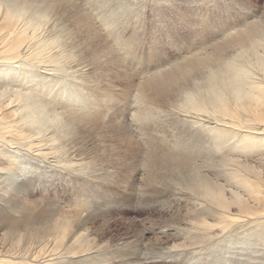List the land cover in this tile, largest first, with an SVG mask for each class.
I'll return each mask as SVG.
<instances>
[{
	"label": "bare ground",
	"instance_id": "bare-ground-1",
	"mask_svg": "<svg viewBox=\"0 0 264 264\" xmlns=\"http://www.w3.org/2000/svg\"><path fill=\"white\" fill-rule=\"evenodd\" d=\"M186 1L194 10L182 22L160 8L155 10L157 16L148 17L164 25L170 20L173 31L165 40L177 50L186 46L181 44L186 34L180 32L193 27L194 21L201 20L203 29L209 30L213 20L233 21L213 29L215 42L198 46L199 52L155 70L152 77L137 84L131 113L117 108L107 115L97 104L90 105L88 113L82 110L83 102L81 109L68 107L79 98L74 94L70 95L73 101L66 99L67 104L66 95L56 100L54 90H64L70 82H61L54 74L77 75L84 85L101 91L97 102L111 103L118 94L99 87L101 79L88 82L87 74L95 69L103 79L112 73L113 78L122 75L119 79L130 87L132 69L126 68L113 42L124 45L128 41L120 32L122 25L141 30L147 0L125 1L136 7L116 13L125 16L119 19L92 16L76 0H0V264H81L98 261L97 254L107 263L114 259L113 253L100 255V249L109 245L97 241L89 227L91 216L42 205L49 203V191L60 180L87 185L86 178H91L122 184L118 169L129 164L135 167L132 171L124 168L132 178L125 181L123 190L106 189L134 196L141 186H137L138 178L145 176L142 180L148 179L154 196L166 202L173 197L179 203L175 209L179 220L161 227L160 234L180 241L173 240L180 258L192 252L208 264H264V11L259 13L242 0ZM58 11V17L77 31V37L67 38L71 54L55 39L58 23L47 19V14ZM195 25L197 32L201 26ZM136 39L137 44V35ZM195 39L199 42L193 47L206 38L197 34ZM125 49V53L135 52V47ZM132 57L137 60V53ZM56 107L63 109L56 112L58 121L65 114L60 124H50L51 119L48 123L50 115L34 116ZM104 128L118 131L119 147L96 155L85 152L87 134ZM146 131L151 136L144 143ZM147 143L151 145L144 151L141 147ZM40 189L41 201L33 198Z\"/></svg>",
	"mask_w": 264,
	"mask_h": 264
},
{
	"label": "rangeland",
	"instance_id": "rangeland-1",
	"mask_svg": "<svg viewBox=\"0 0 264 264\" xmlns=\"http://www.w3.org/2000/svg\"><path fill=\"white\" fill-rule=\"evenodd\" d=\"M76 1L80 2L86 8V10L88 12H90V14H92V16H97L100 18L101 17L103 18V16H109V18H113V19H115V17L117 19L124 18L125 16L117 17L118 14L116 15V13H120V12L124 13V11H126V10H127V12H129V10L136 7L135 4L131 5V4L125 3V1H129V0H101L102 2L100 0H99L100 2L98 0H96L95 3L97 5H95V3L90 4V5L85 3L89 0H76ZM97 1H98V3H97ZM242 1H246L250 6L253 5L252 7H255V9L259 13L261 11H264V0H242ZM98 4H99V7H98ZM199 7L200 6L196 5V7H194V8H199ZM157 8L164 9L165 12L172 15V18H174V20H178L180 18L179 21H181V22L183 20L187 19L188 17H190V12H192L194 10L193 7H190L189 3L186 0H176V2L171 3V4L164 3V0H161V1L160 0H147V7H146L147 17L142 22L141 30H133V29L131 30V28H127L123 25L120 27L121 34L124 37H127L128 41H129V42L127 41L128 43L124 42V45L127 44L126 46H128V48H133V49L135 47V52L132 51V52L125 53L126 52V49H125L126 46H124L123 44L117 43L115 41L113 42L117 46V47L116 46L115 47H116V50L118 49L117 51L119 52V55H121L122 59L125 61V64L127 65V67L125 65L124 66L126 68L132 69V70L129 69L131 71L129 72L130 74L128 75V76H131V79H129L130 82L132 83V84H130V87L128 86V84L126 85V83L123 82L124 80L119 79V77L122 75H120L119 77L115 76L114 77L115 80H114V78L112 77L114 74L112 73V76H110V78L108 76V77H104V79H103L102 77H100L101 73L97 74L98 72L95 71V69L90 70L89 71L90 73L88 72V74H87V78H88L87 81L88 82H91L92 79H93V81L96 80L97 78H98V80L101 79L102 82H100V83H103V84H101V85L99 84V87H103V89H108V91L111 90L110 92L111 93L114 92L115 95L118 94L117 96L112 98L113 100L111 103H108V105L105 106L104 100L100 101V102L96 101V99L97 98L99 99V97L101 96V93H100L101 91L98 92L96 90H93V87H91L93 85H91L90 83L89 84L91 86L85 84L87 86L86 87L83 84V81H81L77 75L68 74L67 76H65L66 74H64V75L54 74V75H57L55 77V79H60L61 82H70L69 84L63 83V84H68L66 86V88L64 89L65 91L64 90H61V91L54 90L56 92L55 96H57L56 100L59 99V95H62V96L66 95L65 96L66 98L64 100L68 99V97L70 98V100H72L73 98L70 95L74 94V96H77L79 98H77L75 100V102H74L75 104L69 103L70 105H68V107H71V106L74 107V105H75L77 108H79L81 103L83 102L84 106H83V108L80 107V109L82 108V110L87 111L86 113H88V111L91 110L92 104L101 105L100 111L101 112H104V111L108 112V113H106L107 115L116 113L117 108L118 109L124 108V110H126V113H131L135 107V100H136L137 89H138L137 84H139L140 82H144V80H146L149 77H152L153 72H155V70H161V69L171 67L175 62L180 61V60H184L186 57H189L190 55H193L194 53L199 52L200 48H198V46L203 45V44H205V46H206V43L210 44L212 42H215L217 40V38H212L214 35L213 29H215L217 31V29L220 28V25L223 26L224 24L226 25L230 20L233 21L232 19H229V18H221L219 20H213L215 22H211V24H210L213 26L212 30L203 29V27L201 26L203 24V22H201V20H199L200 22H197V20L194 21L195 24L200 23L201 27L197 28V32H196V25L195 24H192L193 27L189 26L187 29H183V31H181L180 34L181 35L186 34V36H185V38H181V40L183 41V43L181 41V44H186V46L182 49L177 50L175 48V45H173V43H169V42L166 43L167 40H165L167 33L173 31V29H172L173 25H171L170 20H165L166 25H164L163 21L160 22V21L148 19V17H150L151 14L153 15V17L157 16L156 12H155V10H157ZM30 12H32V11L31 10L27 11L26 16H28L30 14ZM162 13H163V11H162ZM59 14H60L59 11L57 13L50 12L49 14H47L48 15L47 19L51 20V22H53L52 19H55L54 22L58 23V24H56L58 27L56 30L59 31V35H58L59 37H56L55 39L58 42L62 43V47H63L62 49L68 48L67 50L70 51L71 47L70 48H69V46L67 47L66 44H67L68 40L72 39V37H75V36L77 37V31H75L76 28L74 27V25L70 24V22H67L65 20H61L58 17V16H60ZM129 15H131V14H129ZM193 16H194V14L191 15V17H193ZM97 17H96V21L99 24L97 22L96 23L98 24L99 27H101L104 30V27H102L103 24L98 20ZM230 18H232V17H230ZM56 19L57 20L60 19V20L56 21ZM190 21H192V20H190ZM60 24H62V25H60ZM101 24H102V26H101ZM194 26H195V29H194ZM59 29L60 30L62 29L61 30L62 32H60ZM132 32H134V33H132ZM68 34H69V36H68ZM197 34H199L200 36L202 35L206 39L204 41H201L198 45L196 44L197 47H193V46H195V41L199 42V40L195 39ZM136 35L140 40L137 44H136V42H137ZM221 35L222 34H220L218 36H221ZM68 37H70L71 39L70 38L67 39ZM198 39H200V38L198 37ZM76 40H78V38ZM108 40L110 41L111 39L108 37ZM133 40H136V41H134V43H133ZM190 46H192V47H190ZM73 50H76V49H73ZM68 51H66V53L71 54V52H73V51H70V52H68ZM134 53H137V57L138 58L140 57V58L139 59L137 58V60L134 59L132 57V55ZM83 60H84V58H83ZM97 67H99L98 63H97V65H95L96 69H98ZM92 71H94V72H92ZM93 73L94 74L96 73V75H94ZM89 74H91V75H89ZM58 75H59V77H58ZM93 75L95 77H92ZM60 76L65 77L64 80ZM96 76H98V77H96ZM198 79H202V78L199 77ZM114 81H116V82H114ZM81 88H83V89L85 88L86 90L84 89L83 92H80L79 89H81ZM88 88L92 89V91H90ZM124 92H125V94H124ZM84 93H86V94H84ZM118 98H122V99L118 100ZM67 101L68 100L64 101L65 104H67L66 103ZM56 102L59 103V101H56ZM86 105H87V107H86ZM110 105H112V106H110ZM56 106H58V105H56ZM109 107H111V109ZM56 108H57V110H54V111L52 108H48L47 110H43L44 112L40 111L39 114H36L34 116H37V119H41V118L44 119L45 117L50 115L52 118L50 116H49L50 118L49 117L46 118L48 123L50 122V119H51L50 124H52V123L60 124L61 121H63V120L65 121V119H64L65 114H64V116L59 115V117L61 116L59 118V120H61V121H58V117L56 115V112H58V111L60 112L63 109L59 108L60 109L59 110L58 107H56ZM87 108H88V110H87ZM49 109L51 110V112ZM43 113H46V114H43ZM51 113H54V114H51ZM42 114L46 115V116H39ZM52 120H54V122H52ZM99 131H101V132H99ZM149 132L150 131H148V133ZM149 136H151V135L150 134L147 135V131H146V133L144 134V143L149 141V139H147V138H149ZM117 137H118V131L115 130L114 128H104V129L98 130L97 132H95V134H87V136H86V138H87L86 142L87 143L84 146L86 149L84 151L87 152V150H88V152L90 151L92 155H96V153H98L100 150H103V149H110L112 151L116 150L120 145L119 144L120 142L117 140ZM101 140H102V142H100ZM99 142L101 145L99 144ZM150 145H151V143H147V144L143 145L141 148L144 151H146L147 147ZM123 153L124 152H121V155ZM99 155H103V153L99 154ZM138 164H139L138 165L139 169L141 171H143L144 164L141 163V161ZM42 165H44V164H42ZM134 167H131V168L133 169ZM121 168H119L118 170H121L122 175L121 174H117V175H118L119 180H121V179L124 180V182L122 184L120 181H116V183H113V182H110L111 180H109V182H106L105 180H102V181L99 179L92 180L91 178H86L87 185H82L83 184L82 182L75 183L73 180H70L69 182H64V181L60 180L55 184V186L51 187V189L49 191V192H51L50 198L48 200L49 203L42 205L46 208H54L55 207L58 210H66L67 209L68 211H71V212H73V211L76 212V211L80 210L79 212L83 211L84 216L85 215L91 216L90 217L91 224H89V227L91 229H93V232H95V236L97 237V241H102L99 243L103 244V242H104L107 246L109 245L108 248H105L104 250H103V248L100 249V255L102 256V254L104 252H106V253H109V254H107L109 257L111 256V253H113V255L115 256L114 259H112L111 261H108V263H107L105 260L100 259V256H98V254H97V258H99L98 261H97V259L90 260V261L85 260L81 264H88V263L89 264H194V263H196V264H208V261L203 260L205 258H198L197 259V254L195 257L193 255H191L190 253H192V252L185 254V255L181 256V258H180V255L178 254V252L180 251V250L178 251V249H179L178 246L176 247L177 249L175 247H173V245L175 243H179L180 241L177 239L178 241L175 242L176 239H173V238L170 239L166 235L163 236L162 234H160V231H162V229L165 228V226H168L169 223L170 224L172 223V225H174L179 220L178 219L179 218L178 217V211L175 210L179 207V203L175 202L176 200L173 197L169 198V202H166L165 198L163 200V198H158V197L154 196V194H152L153 188L149 187L151 184L148 183L149 182V181H147L148 179L146 180L147 182L145 180H142V178L144 179L145 176L142 178H140L141 177L140 176L138 178V180H137L138 182H136L137 186H139V184H141V186H139V188H142V189L139 190V188H138V190H136V193H134V196L132 193L130 194L132 196L126 195L127 194L126 192L124 193V195L123 194L119 195L116 191H113V190L122 191L123 186H125V184H126L125 181L126 182L131 181V178H132L131 175L128 176L127 171L124 170V168H130V164L127 167L121 166ZM131 168H130V170L132 171ZM115 171L120 173V171H117L116 169H115ZM64 172H66V171H64ZM123 174H127L126 178H125V176H123ZM71 175L74 176V174H71ZM75 178H77V177H75ZM78 179H80V178H78ZM82 180L85 181L84 179H82ZM139 180H141V181H139ZM103 182L106 183L107 185L102 184ZM147 183H148V185H147ZM108 187H111V189H113V188L114 189L113 190H107L106 188H108ZM142 193H143V195H140ZM144 193H146V194H144ZM42 194H43V191L40 189L38 192H35V195H33V198L41 201V195ZM143 196H146V197H144V199H143ZM153 197L156 199L151 201V199ZM131 199H132V201H131ZM124 200L127 201L126 204L121 203ZM160 200H162V201H160ZM171 200H173V202ZM144 202L147 205L148 204L149 205L147 206ZM170 202H171V204H170ZM172 203H173V205H172ZM158 205H160V206H158ZM170 206H172L173 208ZM93 214L95 216H93ZM171 214H172V216H171ZM174 219H176V220H174ZM174 221H175V223H174ZM106 227H108V228H106ZM161 227H163V228H161ZM158 228H161V229H158ZM157 235H158V237H157ZM173 240L175 243H173ZM164 241H166V242L164 243ZM114 242H115V244H113ZM154 242L156 243V246H153V244L155 245ZM126 243H128L130 245H128ZM146 243H147V245H146ZM120 244H122V245L124 244V245L122 246ZM168 244H170V245L172 244V245L170 246ZM114 245L117 247H115ZM141 246H142V248H141ZM161 246L164 248H162ZM129 247H130V249H129ZM139 247H140V249H138ZM154 247H156V248H154ZM123 249H125V250H123ZM137 249L140 251H138ZM160 249H161V251H160ZM158 250L160 253L158 252ZM112 251H114V252H112ZM175 251L176 252L178 251L177 254ZM169 254H171V255H169ZM180 254H182V253L180 252ZM198 256L201 257V253H199ZM202 257H204V256H202Z\"/></svg>",
	"mask_w": 264,
	"mask_h": 264
},
{
	"label": "snow or ice",
	"instance_id": "snow-or-ice-1",
	"mask_svg": "<svg viewBox=\"0 0 264 264\" xmlns=\"http://www.w3.org/2000/svg\"><path fill=\"white\" fill-rule=\"evenodd\" d=\"M167 2L174 3L176 0H167Z\"/></svg>",
	"mask_w": 264,
	"mask_h": 264
}]
</instances>
